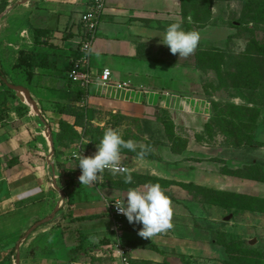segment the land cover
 Instances as JSON below:
<instances>
[{
  "label": "crops",
  "instance_id": "crops-1",
  "mask_svg": "<svg viewBox=\"0 0 264 264\" xmlns=\"http://www.w3.org/2000/svg\"><path fill=\"white\" fill-rule=\"evenodd\" d=\"M91 1L0 0V70L5 81L0 79V264H17L18 252L19 264H82L81 255H89L81 251L89 246L87 241H98L100 245L99 239L104 235L112 237L109 228L113 221L104 198H122L129 188L153 183L137 181L134 186L122 183L115 186L106 180L103 186L100 182L85 186L72 180L77 177L79 181L77 174H71L72 178L59 175L60 145L50 128L51 117L67 120L70 116L61 110L62 106L74 103L73 98L77 97L76 104L87 107V117L97 124L92 118L96 104L135 116L142 108L153 105L171 111L175 103L171 97L192 98L176 91L190 82L189 69L186 71L189 56L173 55L161 37L168 25L179 20L185 30L200 33L197 48L200 52L203 43L205 50L207 42L202 40V31L208 27L207 0H106L92 46L91 65L95 71L110 68L113 82H127L129 88H102L93 84L83 96L84 90L68 73L73 59L79 55L81 15ZM21 52L28 55L32 64L31 78L27 67L20 64ZM10 84L26 87L40 114ZM194 143L189 141L181 153H173L168 146L157 148L163 162L181 167L186 179L163 175L153 162L149 164L150 170L143 171V164L149 160L138 156L130 173H148L163 179L164 190L173 200L170 185L196 183L188 176L194 171L195 176L200 173L205 163L202 144ZM79 149L85 151L79 146L74 156ZM182 202L190 210L202 209L195 201ZM57 217L62 221L54 229L59 252L27 255L26 246L33 239V235H27L29 230L43 221V230L36 233L43 231L46 236L53 231L49 220ZM142 227L125 220L123 242L131 248L130 264H158L166 260L173 264L162 255L166 247V252L170 251V229L165 236L162 232L143 238L138 234ZM116 237L114 231L112 239ZM117 262L123 264L119 258Z\"/></svg>",
  "mask_w": 264,
  "mask_h": 264
},
{
  "label": "rangeland",
  "instance_id": "rangeland-1",
  "mask_svg": "<svg viewBox=\"0 0 264 264\" xmlns=\"http://www.w3.org/2000/svg\"><path fill=\"white\" fill-rule=\"evenodd\" d=\"M207 10L208 27L202 31V40L207 42V48L204 50L202 43L201 53L197 48L187 58L186 71L189 69L187 77L190 82L186 87L176 89L178 94L192 97L191 99L171 97L170 100H175L171 111L153 105L142 108L135 116L126 115L122 109L96 104V107L92 108V118L97 120L96 124L87 117V107L76 104L75 97L74 103L65 105L68 106L66 113L70 115L67 120L74 123L63 117L55 120L51 117L52 135L63 140L58 141L59 158L62 159L57 172L69 178L71 174H77L78 177L82 174L78 158L74 156V151L79 146L83 147L82 142L88 145V153L97 152V146L90 138L91 132L116 130L125 140H132L137 146L136 149L148 146L149 139L164 142L176 139L173 142L176 149L182 147L186 140L195 142V146H198L197 143L202 144L201 152L204 154L205 163L202 164V169H199L200 173L196 172L195 176L194 171L193 175L188 176L196 181L191 183L196 187H189V184L183 186V182L170 185L174 225L168 232L171 237L170 251L166 252L167 247H164L162 255L169 257L173 264H227L230 255L239 253L238 249L244 246L264 253V205L258 201L264 199V92L252 87L255 79L258 82V77H264L261 73H254L255 70L257 73L264 69L260 58V51L264 49V19L259 17L261 13L264 16V0H208ZM249 11L257 14L259 23L255 24L251 18L248 19ZM232 22L238 24V27L233 26ZM247 26H250V30ZM25 59L28 60V56H25ZM248 62L255 65L254 71L238 74L239 65L241 69L242 64ZM117 97L120 98L119 95ZM113 98H116L115 94ZM245 105L255 106V109L262 111L257 121L258 127L261 126L258 135L262 143L252 149L248 144H242L240 148L230 143L235 135L240 138L241 132L245 135L252 132V112H241L239 109ZM210 121L212 125L207 127ZM65 133L69 134L67 138ZM198 138L203 140L199 141ZM178 139L181 141L176 145ZM157 148L154 146L151 150L159 157L151 159L145 156L144 159L149 161L143 164L145 167H142V170H150L149 164L153 162L155 169L163 175L186 179L187 175L181 167H171L163 162ZM130 152L131 154L121 153L122 163L127 165L128 172L132 165H135L136 156V152ZM253 159H257L263 168L249 170L248 163ZM135 175L132 176L133 180H139L143 179L141 177H147L148 173ZM75 178L72 180L79 184L80 181ZM106 180L107 184L112 182L115 186L121 185L125 176L103 173L100 185L103 186ZM154 183H159L165 188L162 179L154 180ZM204 188H210L207 195L203 192ZM182 200L195 201L201 204L202 209L192 211ZM58 218L49 220L53 231L48 235L44 236L43 231L36 233L37 230H43V221L27 234L33 235L32 241L26 246L27 255L59 252L57 236L54 233L56 225L62 223ZM109 231L112 232V237L104 235L99 239L102 242L100 245L96 240L87 241L89 246L83 247L81 251L85 250L89 255H81L82 264L102 263L103 260L105 264H119L114 241L112 242V225ZM165 233L168 234L164 232L163 236ZM80 240L82 241V237ZM166 240L165 238L167 243ZM159 253L160 251L158 256ZM78 258L79 256L74 259ZM158 264L169 263L166 260Z\"/></svg>",
  "mask_w": 264,
  "mask_h": 264
},
{
  "label": "clouds",
  "instance_id": "clouds-1",
  "mask_svg": "<svg viewBox=\"0 0 264 264\" xmlns=\"http://www.w3.org/2000/svg\"><path fill=\"white\" fill-rule=\"evenodd\" d=\"M200 39L198 31L185 30L182 21L177 20L167 26L161 42L169 47L173 55L178 53L181 58H186L195 52ZM136 147L132 140H125L118 131L105 130L97 144V152L92 156L82 155L78 158L82 173L79 181L82 185L92 186L102 181V174L107 170L113 175L124 174V182L131 184L133 178L122 163L121 150L135 152ZM115 205L117 211L125 215L130 223L143 225L138 233L143 238H152L173 227L172 200L159 183L129 188Z\"/></svg>",
  "mask_w": 264,
  "mask_h": 264
},
{
  "label": "built area",
  "instance_id": "built-area-1",
  "mask_svg": "<svg viewBox=\"0 0 264 264\" xmlns=\"http://www.w3.org/2000/svg\"><path fill=\"white\" fill-rule=\"evenodd\" d=\"M105 7L106 0H92L81 15L79 55L73 59L69 68L68 76L74 83H78L80 88L84 90L83 96H86L85 93H88V89L93 84L102 88H129L127 82H113L112 70L110 68L105 67L102 70L95 71L91 65L92 46L98 34L101 17L105 11ZM94 154L95 153H88L79 149L78 153L75 154V157H81L82 155L92 156ZM123 165L128 171L127 165L124 163ZM119 199L121 198H104V201L113 221V230L117 236L114 240L115 255L123 264H130V248L122 243L124 238L125 220L127 217L119 213L115 205V202Z\"/></svg>",
  "mask_w": 264,
  "mask_h": 264
},
{
  "label": "trees",
  "instance_id": "trees-1",
  "mask_svg": "<svg viewBox=\"0 0 264 264\" xmlns=\"http://www.w3.org/2000/svg\"><path fill=\"white\" fill-rule=\"evenodd\" d=\"M207 7H208V0H207ZM263 13H261V15L259 16L260 18H263L264 19V16L262 15ZM207 15H208V10H207ZM208 18H209V16H208ZM252 19V22H254L255 24L256 23H259V21H258V18H257V14L255 13V12H248V19ZM251 22V21H250ZM233 26H237L238 27V24H236V23H234V22H232L231 23ZM247 29L248 30H250V26H247ZM264 50V49H263ZM260 51V58L262 59L261 60V63H264V51ZM25 56H28V55H26L24 52H21V54H20V64H24L26 67H27V75H28V78H31L32 77V75H33V72H32V70H31V68H32V64H31V62L29 61V59L28 60H26L25 59ZM29 58V57H28ZM26 60V61H25ZM25 61V62H24ZM28 61V62H27ZM255 61V60H254ZM242 68L240 69V65H239V69H238V74H239V72H240V74H241V72L242 73H244V71H246V72H251V71H254V69H255V65L254 64H252V63H250V62H248L247 64H242ZM260 71H262V72H260ZM260 71H258L257 73H256V70L254 71V73L255 74H259V73H261L260 75H262L263 74V76H264V69H262V70H260ZM259 75V76H260ZM0 79H1V81L3 82V83H5V81H4V73H3V71H1L0 70ZM258 82L256 81V79L253 81V84H252V87L254 88V89H259V90H263V92H264V89H263V85H264V77H258ZM264 97V96H263ZM240 110H241V112H243V111H248V112H252V115H253V118H252V121L254 120V123H252L253 125H251V126H253V128H252V132H250V133H246V135L244 134V133H242L241 131L242 130H240V132H241V134L239 135L240 136V138H238V136L237 135H235L234 136V139L232 140L233 142H230V143H232L234 146H236V147H242L241 145L242 144H248L249 146V148L250 149H252V148H256V146L259 144V143H262L261 142V140H260V138H259V135H258V129H259V127H261V126H259L258 127V123H257V121H258V119L261 117V110H258V109H255V106H242L241 108H239ZM61 110L62 111H67L68 110V106H62L61 107ZM249 118V117H248ZM250 118H251V116H250ZM249 118V119H250ZM262 122H263V125H264V117H263V119H262ZM261 124V123H260ZM212 125V122L210 121V122H208L207 123V127H210ZM249 128H250V126H249ZM249 128H247V130L249 129ZM264 129V128H263ZM262 129V130H263ZM222 130H226V129H222ZM103 133L104 132H100V131H98V132H96V133H92L91 132V135H90V138H91V140L93 141V143H95L96 144V146H97V144L99 143V141H100V139L102 138V136H103ZM224 133V132H223ZM64 136H65V138H67L68 136H69V134L68 133H65L64 134ZM202 136V135H201ZM200 136V137H201ZM170 137H172V138H175V136L174 135H170ZM57 139V142L59 141V139H60V141H63L62 140V138L61 137H57L56 138ZM176 139H174V140H170V141H168V142H164V141H160V140H155V139H149L148 141V146H145V147H140L139 149H136L137 151H135L136 152V156H138V157H149V158H151V159H156L157 158V155H156V153L155 152H153V150H151V148L152 147H154V146H160V145H163V146H168V147H170L171 148V150L173 151V152H175V153H181L184 149H186V147H187V143H188V141L186 140L185 142H184V140L182 141V142H184V145L182 146V147H180V148H177L176 149V146H174V141H175ZM198 140L199 141H202L203 139L202 138H198ZM179 141H181V140H177L176 142H175V144L176 145H178V143H180ZM83 148L85 149V151L87 150V148H88V145L86 144H84L83 143ZM121 153H129V154H131V152H130V150H127V149H122L121 150ZM134 153V152H133ZM261 167H262V165L261 164H259V162H258V160L257 159H253V161L251 160L250 161V164L248 163V166H247V168L249 169V170H251V169H254L253 171H255V170H257V168H259V169H261ZM263 168V167H262ZM242 170V169H241ZM240 170L238 169V171L237 172H239ZM233 173H235V171H232ZM104 173H110V174H112L111 172H109V171H105ZM248 173L250 174L251 173V171H248ZM131 175L132 176H136L135 175V173H131ZM140 177V176H139ZM141 178H143V179H139V180H133L132 179V183L131 184H126L125 182H124V180L122 181V184H125V185H129V186H134L136 183H137V181H151V182H153L154 183V180H159L160 178H154V177H151V176H147V177H141ZM163 180V179H162ZM184 186H188V185H186V184H183ZM192 186H194V187H196V185H193V184H190L189 185V187H192ZM210 188H204L203 189V192H205L206 193V195L208 194V190H209ZM192 190V189H191ZM199 192V191H198ZM243 196H245V195H243ZM258 201H260L261 203H263V205H264V199H260V200H258ZM238 251H239V253H234V254H231L230 255V260H229V262H227V264H264V253H261V252H257V251H255V250H251V249H249V247H242V248H239L238 249ZM131 264H133V263H131Z\"/></svg>",
  "mask_w": 264,
  "mask_h": 264
},
{
  "label": "water",
  "instance_id": "water-1",
  "mask_svg": "<svg viewBox=\"0 0 264 264\" xmlns=\"http://www.w3.org/2000/svg\"><path fill=\"white\" fill-rule=\"evenodd\" d=\"M13 90H16L18 91V94L21 96L22 99L24 100H27L29 102V104L32 106L33 110L37 113V114H40V109L36 103V101L32 98L29 90L24 87V86H19V85H13V84H10L9 85ZM39 224V223H38ZM37 226V225H35ZM34 226V227H35ZM33 227L29 230L32 231ZM19 249V247L17 248ZM19 251V250H18ZM19 252H18V256H17V264H19L20 262V256H19Z\"/></svg>",
  "mask_w": 264,
  "mask_h": 264
}]
</instances>
